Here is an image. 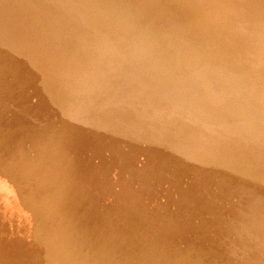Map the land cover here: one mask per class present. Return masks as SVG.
Returning a JSON list of instances; mask_svg holds the SVG:
<instances>
[{"label":"rangeland","instance_id":"374dc122","mask_svg":"<svg viewBox=\"0 0 264 264\" xmlns=\"http://www.w3.org/2000/svg\"><path fill=\"white\" fill-rule=\"evenodd\" d=\"M2 1L12 3L6 6L12 12L0 17V125L18 129L29 153L31 138L51 154L66 153L62 161L70 163L61 162L63 169L79 179L76 186L67 177L55 182L59 193L68 183L73 191L82 185L75 191H82L74 202L79 208L90 199L85 187L94 189L96 208L111 213L129 201H121L128 188L137 202L132 220L120 221L123 229L113 228L109 238L130 245L141 238L140 247L164 260L189 264L207 255L215 264H264V44L246 56L233 45L247 16L238 11L246 7L238 9L234 0H152L154 15L151 0ZM127 7L138 15L123 14ZM162 15L187 21L194 47H173L151 30L170 23ZM125 19L135 23L123 25ZM95 189H102L96 193L102 200ZM127 225L136 230L123 231ZM111 243L107 238L102 246L109 250Z\"/></svg>","mask_w":264,"mask_h":264},{"label":"bare ground","instance_id":"6f19581e","mask_svg":"<svg viewBox=\"0 0 264 264\" xmlns=\"http://www.w3.org/2000/svg\"><path fill=\"white\" fill-rule=\"evenodd\" d=\"M5 1H7V2H5ZM5 1L4 2L6 4L9 3L8 0H5ZM9 1H11V0H9ZM98 1H100V0H98ZM125 1H128V0H124V2ZM139 1H137L136 3H139ZM154 1H156V0H154ZM154 1H152V0L150 1V6L152 5L151 2L153 3ZM197 1L199 2V0H197ZM18 2L20 3V1H18ZM104 2H105V0H104ZM131 2H132V0H131ZM158 2H160V1H158ZM162 2H164V0L163 1L161 0V4H162ZM165 2L163 4H165ZM225 2H227V1H225ZM133 3H135V2H133ZM141 3L142 2H140L139 7H142ZM155 3H157V2H154V4ZM169 3L166 2V4H168V5H169ZM181 3H182V1H181ZM1 4L2 3L0 2V17L2 16L1 14L3 12L6 14L12 12V11H10L9 8H6V6L7 7L11 6L12 3L11 4L9 3L10 4V5L8 4L9 6L6 4H5L6 6H3ZM16 4H15V6H19L21 4L20 6L22 7V3H20L19 5H16ZM124 4L125 3H123V5ZM144 4H146V3H144ZM148 5L147 4L143 5V7L148 6ZM1 6L4 8H2ZM126 6H128V5H126ZM134 6H136V5L134 4ZM170 6L171 7L174 6V5L172 6V2H171ZM184 6H185V4H184ZM120 7H123L122 4ZM139 7L137 5L136 8H139ZM151 7H153V6H151ZM154 7L152 9H155ZM160 7H162V6H160ZM11 8H12V6H11ZM99 8H100V6L98 7V9ZM127 8H129V7H127ZM127 8H126L127 12H125V9H122L123 12H125L123 14L128 13L129 10H130L129 14L131 13V11H132L131 8H129V9H127ZM156 8H158V7H156ZM170 8L168 9V7H166V9H168L169 12L167 10L165 13L168 12L167 14H169V13L172 14V11L170 12ZM173 8H175V7H173ZM173 8H172V10L174 11ZM219 8H217V10ZM229 8H230V6H229ZM144 9H146V7ZM144 9H143V11H145ZM161 9L163 10V8H161ZM164 9H165V7H164ZM221 9H223V8L221 7ZM87 10L85 12H87ZM134 10H136V9H134ZM150 10L151 9H149L148 11L151 12ZM185 10H187V9H185ZM201 10L203 11V9H201ZM141 11L142 10L139 11L140 12L139 15L142 14ZM148 11L147 12L145 11V12L149 13ZM155 11H156V9L154 10L153 14L154 13L158 14L157 13L158 11H156V12ZM180 11H181V9H180ZM162 12L160 14H162ZM176 12H178V10ZM179 12L176 14H179ZM187 12H188V10H187ZM21 13H23V11L20 12V14ZM91 13H89V14H91ZM99 13H101V11L98 12V15H101ZM132 13H131V15H132ZM174 13H173V15H174ZM212 13H213V11H212ZM222 13H224V12H222ZM234 13H235V11H234ZM102 14H104L103 11H102ZM133 14H136V12L134 11ZM144 14H142V15H144ZM160 14H159V17H160ZM171 14H169L170 15L169 18L171 17V20H172L173 17L171 16ZM180 14H182V13H180ZM8 15H10V14H8ZM17 15H19V14H17ZM17 15H16V17H18ZM136 15H138V13ZM142 15H141L140 20H142V17L144 18V16H142ZM147 15L148 14H146V16ZM152 15L150 17L151 20L155 17V16L152 17ZM164 15H162V16H164ZM213 15H214V13H213ZM11 16H9V17H11ZM105 16H102V17H105ZM146 16H145V18H147ZM156 16L158 17V15H156ZM165 16H167V15H165ZM183 16H185V14ZM13 17H14V15H13ZM19 17H20V15H19ZM134 17L138 18L140 16H138V17L132 16V17H127V18L129 19V18H134ZM186 17H187V14H186ZM200 17H202V16H200ZM215 17H217V16H215ZM1 18H4V16ZM97 18H98V16H97ZM110 18H112V16ZM124 18H126V17H124ZM165 18H167V17H165ZM165 18H164V20H161L162 22L160 21L159 18H157V20L163 24V21L165 22L166 20L169 19V18H167L165 20ZM193 18H194V16H193ZM5 19H8V17H6ZM19 19L21 20V18H19ZM23 19H22V21H23ZM114 19L116 21V18H114ZM161 19H163V18H161ZM219 19H221V18H219ZM9 20H7V22L11 23V21L13 19L10 20V22H9ZM133 20H127L126 21V19H125L124 22H122V24L125 23V21L126 22L131 21L129 23L131 25ZM147 20L149 21V18ZM151 20H150V22H151ZM176 20H177V18H176ZM178 20H177V23H179V26H177V27L175 26L177 24V23H175V20H173L174 21L173 22V21H170V19H169L168 22H170V23L173 22L174 24L171 25L170 23L168 24L166 22L165 24H168V25L163 26L164 25L163 24L161 26L159 23L158 24L160 26L159 30H158L157 25L155 24L156 25L155 27H157V29L155 28V29H151V30H155V31L157 30L158 32L156 31V34H159V36H163V38L166 40V42L173 47H176V48L177 47H189V48L194 47L193 44H194V41H196V38L192 37L195 35L194 32L191 31L192 29L190 28L187 21H185V23H184V20H182L181 17H180V22ZM136 21H137V19H136ZM158 21H155V22L158 23ZM24 22L25 21H23V23ZM97 22L95 21V23H96L95 25H97ZM104 22H106V21H104ZM133 22L135 23V21H133ZM143 22H141V23H143ZM155 22H151V23L153 24ZM231 22H233V21H231ZM0 23H1V21H0ZM3 23H4V19H3ZM17 23H18V21H17ZM137 23H140L139 18H138ZM147 23H149V22H147ZM217 23H218V21H217ZM228 23L229 22L226 21V24H228ZM11 24H12V26H11ZM11 24H9L8 26L13 27L14 22ZM125 24H123V25H125ZM145 24H146V22H145ZM186 24L188 26H186ZM15 25H16V22H15ZM15 25H14V27H15ZM19 25H22V24H20V22H19ZM19 25H17V27ZM110 25H108V26H110ZM130 25H129V27H130ZM146 25H148V24H146ZM169 25H171V26L174 25V26L171 27ZM217 25L220 26L219 24H217ZM223 25H225V24H223ZM237 25H239V23ZM68 26H69V24H68ZM100 26L101 25H99V28H100ZM145 26H143V27H145ZM1 27H2V23H1ZM114 27H116V26L113 25V28ZM120 27H122V26H120ZM152 27L154 28V26H152ZM3 28H4V25H3ZM18 28H21V27H18ZM18 28H16V29H18ZM131 28H133V26H131ZM196 28H198V30L200 29L199 27H196ZM59 29H61V28H59ZM66 29H67V27H66ZM104 29H105L104 31L107 32L106 28H104ZM235 29H237V28L235 27ZM114 30H116V29H114ZM114 30H111V31L114 32ZM117 30H118V28H117ZM6 31L12 32L11 28H8V27L6 28ZM120 31H122V29ZM129 31H131V29ZM155 31H153V32H155ZM258 31H259V29H258ZM62 32H64V31H62ZM118 32H119V30H118ZM189 32L192 33L193 35L192 36L189 35L188 34ZM59 33H61V32H59ZM225 33H227V32H225ZM10 34H12V33H10ZM109 34H111V33L109 32ZM15 35H17V34H15ZM33 36H32V38H33ZM206 36H207V34H206ZM229 36L227 38H229ZM234 37H237V36H234ZM58 39H59V36H58ZM193 39H194V41H193ZM199 39L200 40L202 39L201 36L199 37ZM23 40H24V38H23ZM227 41H225V42L228 43ZM25 42H26V40H25ZM28 42L29 41L27 40V43ZM222 42H224V41L222 40ZM29 43H31V42H29ZM190 43H192V44H190ZM197 43H199V42H197ZM203 43H205V42H203ZM15 44H17V43H15ZM22 44H23V42H22ZM229 44H230V41H229ZM188 45H190V46H188ZM203 46L205 47V45H203ZM224 46H221L220 48H222ZM216 47L218 48V46H216ZM226 47H228V46H225L224 48H226ZM263 48H264V45H263ZM20 49H22V48H20ZM228 49H227V51H228ZM230 50L232 51L231 48H230ZM230 50H229V52H231ZM233 50H234V48H233ZM256 50H258V49H256ZM260 50H261V47L259 49V52H261ZM13 51H14V47H13ZM262 54H263V52H262ZM27 55H28V52H27ZM263 57H264V55H263ZM242 59H244V58H242ZM252 59H254V58H252ZM243 63H244V60H243ZM131 67H134V66H131ZM17 72H19V71H17ZM127 72H128V70H127ZM129 72H130V70H129ZM134 73H136V70L134 71ZM15 74H16V72H15ZM0 119H1V117H0ZM5 127H7V128H5ZM17 130L18 129L15 130L14 128H10L7 125H3V124L0 125V153H3L2 154L3 156L0 158V183L3 186V187H1L2 189L0 191V264H46L48 262H49V264H176V262L173 260L167 261V260L163 259L165 257L162 258V257L156 256L154 254V250H152L151 248L140 247L142 244L141 238L129 240L132 245L125 243L127 240H122L117 234L116 235L119 239H110L109 238L113 232H115V231L119 232L118 231L119 228L123 229L122 226L118 225L120 223V221H124V223L126 221L127 223H129L132 220V214H134V211H135L133 207L137 206V202H135V200L133 198V194L131 193V191L128 188H125V187H123L124 189L121 188L122 189V191H121L122 195L120 193L119 194L122 197L121 201L124 200V198H128L126 200H129V201L121 202V204H120L121 206L117 205L118 208L115 209L114 212H111L112 214L109 213V211L105 212V210L99 211L101 205L99 206L97 204L98 202H95V203L92 202L94 200L93 193H92L94 191V189H93V191H91L88 188L90 191L89 190L87 191L86 187H85V191L87 192V196H89L90 199H88L87 202L83 201L82 202L83 204L79 203V208H77V207L75 208L74 202H77L79 197L80 198L82 197L81 193H80L82 191H80L79 194L75 193V191L80 189V187H83V186L78 185L80 187H78V189L73 191V188H71L70 186H69L70 188L68 187V185H69V183H68V185H66L67 186V192L64 193L66 190L64 189V192H63L61 189L62 192L59 193V191H58L59 187L57 185H60V183L55 185L56 184L55 182L58 183V181L61 178L63 180L67 181V179H65L67 177L69 181H73V182L78 181V179H79V176H74L75 178L73 177V173L71 171L72 169H70V171L66 170L67 168L65 169L66 171L63 169V167H65V165H62V164L63 163L66 164V162H69V160L66 162L62 161L65 158L68 159L67 158L68 156H66V153H65V155H63L62 153H58L59 155L58 154H55V155L51 154V152L48 151V149L44 146V144L42 142H40L37 139L35 140V138L28 139V137H27L28 141L33 146L32 150H34L33 153H29L28 147L25 146V139H23L21 137V135L19 136V134L16 133V132H18ZM6 134H8V136H9L8 138H5ZM20 138H22L23 141H21L22 139H20ZM59 157H60V159H59ZM61 162H63V163L61 164ZM86 171H88V170H86ZM82 172L84 173V171H82ZM89 172H90V170H89ZM89 172H87V173H89ZM84 174H85V177H87L86 172ZM101 175H103V174H101ZM94 176H95V174H94ZM96 176L98 177V175H96ZM103 177H105V176H103ZM103 177H102V179H105ZM91 179H93V178H91ZM81 180L84 182L86 181L83 177V179L81 178L79 180V183ZM69 181H67V182H69ZM84 182L83 183L81 182V184L85 185ZM93 182L94 181L92 180V185H94L97 181L94 184H93ZM62 183H64V182H62ZM76 184L77 183L75 182L74 185L76 186ZM64 185H65V183H64ZM74 185H71V186H74ZM90 186L91 185H89V187ZM96 186L99 187L98 184ZM96 186H94L93 188H95ZM104 186H105V184H104ZM111 188H113V187H110V191H111ZM107 189H109V187ZM114 189H117V188H114ZM52 190H55V192ZM95 190H97V189H95ZM101 190L102 189H100V191L97 190L95 192V195H94L95 198L97 196L96 193L103 192ZM78 191H76V192H78ZM113 191H111V192H113ZM115 193H116V191H115ZM83 194H85V193H83ZM78 195H80V196L78 197ZM107 195L108 194H106V196ZM99 196L101 197V195H99ZM84 197H85V199L83 198V200H86L85 195H84ZM97 198H98V196H97ZM101 198L103 199L104 195ZM101 198H98V199L100 200ZM106 199L110 200L109 197ZM106 199L104 200V202L106 201ZM115 199L117 200L118 198H114V201H115ZM84 203H86V204H84ZM108 203H111V202L109 201ZM114 203H117V201ZM114 203H113V205H115ZM113 205H111V206H113ZM76 206H77V203H76ZM96 206H99V209L96 208ZM109 206L107 204V206L105 208L107 209V207H109ZM96 209H98L97 212H96ZM82 211H84V212L82 213ZM126 227H128V228L124 229L123 231H125L127 233H129V230L131 232H133V230H136L133 225H127ZM113 228L115 231L113 230ZM20 230L22 231V233H20ZM23 230H28V232H26L28 234L24 233ZM123 231L121 232V234H124ZM188 234H191V233L188 232ZM28 238H29V240H28ZM107 238L112 242L111 246H110L111 249H109V250H105L104 247L102 246V244L104 243V241ZM16 242H18V243H16ZM208 259H209V257H207V255L206 256L200 255L199 259L189 261V264H215L214 262L211 261L212 259H209V260Z\"/></svg>","mask_w":264,"mask_h":264},{"label":"water","instance_id":"95a60500","mask_svg":"<svg viewBox=\"0 0 264 264\" xmlns=\"http://www.w3.org/2000/svg\"><path fill=\"white\" fill-rule=\"evenodd\" d=\"M234 2L238 9L242 8L241 5H244L248 10L240 9L238 11V14L243 12L247 16L242 18L243 22H240L244 27H238V31L235 33L237 38L233 45L241 55L248 52L251 54L260 48L261 45L258 43L264 44V29L260 28L264 27V1L234 0Z\"/></svg>","mask_w":264,"mask_h":264}]
</instances>
